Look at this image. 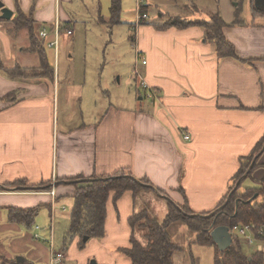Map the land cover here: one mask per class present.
<instances>
[{
    "label": "crops",
    "instance_id": "obj_1",
    "mask_svg": "<svg viewBox=\"0 0 264 264\" xmlns=\"http://www.w3.org/2000/svg\"><path fill=\"white\" fill-rule=\"evenodd\" d=\"M69 2L72 0H0V17L1 6L13 12L11 20L0 18V65L5 69L41 67L40 54L30 50L29 30H16L15 20L20 13L32 15L39 38L43 29L52 32L48 39H40L45 51L55 50L56 60L54 67L48 60L54 68V80L35 76L38 71L23 79L14 78L0 68V219L7 214L0 231L24 226L9 222L10 208L39 209L37 205L41 203L52 212L63 198H74L76 183L125 173L147 179L153 188L137 194L125 192L117 201L112 193L106 205L104 237L90 239L83 246L76 237L58 251L65 253L64 264L67 261L89 264L90 258L104 253L108 256L101 263L131 264L122 252L130 247L134 234L129 221L144 211L149 214L150 196L156 204L168 203L165 219L170 202L180 207L187 201L188 208L198 215L214 213L227 195L241 159L250 156L264 139V21H258L264 16L254 15L253 0L250 23L243 17L244 0L232 15L237 20L228 21L216 12L228 23L223 33L244 61L219 59L214 44L205 42L202 27L164 30L157 27L169 17L208 21L202 16L199 0L195 3L199 11H190H195L192 17L167 12L159 14L160 19L153 23H150L152 8L161 11L169 5L143 0L149 6L148 19L140 25L137 19L130 27L136 61H146L139 69L142 80L135 81L150 104L131 109L110 107L98 122L74 127L70 119L61 126L57 115L60 80L56 65L64 33L58 38L57 48L49 44L55 38L57 24L64 29L63 25L73 22L71 14L63 8ZM121 16L122 12L119 24ZM69 25L66 29H71ZM19 39L22 40L17 48L15 41ZM29 56H33L32 63L27 62H31ZM142 81L146 89L141 86ZM9 95L15 101L9 100ZM257 160L253 174L247 177L246 173L241 181L251 178L253 184L264 179V147L252 164ZM78 177L83 179L76 180ZM53 190L55 200L48 194ZM149 216L159 222L165 220ZM249 234L254 237L251 244L242 236L236 238L247 247L257 243L255 253L264 254V241L255 236L254 230ZM146 235V229H135V237L144 246L148 243ZM33 239L36 240L35 236ZM36 249L42 251L43 247L37 245ZM0 250L4 252L0 253L1 262L17 258L14 254L17 249L8 254L0 244ZM188 260L191 264L190 257Z\"/></svg>",
    "mask_w": 264,
    "mask_h": 264
},
{
    "label": "rangeland",
    "instance_id": "obj_2",
    "mask_svg": "<svg viewBox=\"0 0 264 264\" xmlns=\"http://www.w3.org/2000/svg\"><path fill=\"white\" fill-rule=\"evenodd\" d=\"M148 1L153 4L157 2L162 6L169 5V8H162L161 11L154 6L150 12V23L157 22L161 13L171 12L173 16L183 18L192 17L195 13V11L190 12L194 10L189 7L192 4L191 0ZM242 1L199 0L198 3L203 9L202 16L204 18L210 20L211 14L220 12L228 21H234L237 18L232 15L238 4H242ZM244 1L246 8L243 17L246 22L250 23L252 21L251 0ZM253 1L255 2V0ZM138 2L139 0H122V23L115 26L110 24V0H72L67 4L64 3V10L72 16L73 22L70 28L73 35L69 36L66 27H64L62 29L64 34L58 48L56 70L60 86L57 91V115L61 126L69 119L74 122V125L71 123L74 127L82 123L98 122L110 107L131 109L141 104H150V100L137 86V78L134 75L135 65L137 64L136 67L140 69L141 62L136 61L135 58L136 51L132 39L134 33L130 23L134 24L137 21ZM261 5L264 9V3ZM257 6L255 2L254 7ZM258 21H264V19L258 18ZM20 40L22 39L15 41L17 48L21 43ZM46 51L48 60L54 67L55 50L46 48ZM29 59L31 62H27L32 63L33 56H29ZM251 182V178L245 179L242 182L241 190L258 185L257 182H253V184ZM231 186L232 183L229 189ZM150 199L149 214L153 217L158 216L163 221L165 219L164 212L168 213V203L159 202L156 204L151 196ZM60 203L61 205L53 206L52 212L50 207L41 206L39 203L40 205H37L40 209L39 215L32 229L19 226L20 228L14 231H0V244L5 247L6 252L12 254L13 250L17 249V252L14 253L15 258H21L27 264H49L47 256L50 251L51 226L55 231L53 248L58 250L64 244H71L74 240L68 235L74 198H63ZM184 205L180 207L182 208ZM63 206L66 207L65 211L62 210ZM6 217L7 214L4 213L0 224L6 223ZM168 232L173 243L181 248V251L175 253L174 264H190V260L187 261L190 255L197 259L198 264H214V248L199 246L196 243L197 234L192 233L183 223L172 224L168 228ZM34 236H38L40 239L34 240ZM140 240L142 241V239ZM241 243H243V251L248 255L257 251V243L248 246L249 248L244 242L241 241ZM37 245L42 246L43 250H37ZM0 253L4 255V252ZM104 256H108V254L93 256L90 258L89 264H92L93 261L96 264H107L100 262ZM31 261L33 262L31 263ZM65 264H81V262L67 261Z\"/></svg>",
    "mask_w": 264,
    "mask_h": 264
},
{
    "label": "trees",
    "instance_id": "obj_3",
    "mask_svg": "<svg viewBox=\"0 0 264 264\" xmlns=\"http://www.w3.org/2000/svg\"><path fill=\"white\" fill-rule=\"evenodd\" d=\"M197 1L192 0L190 8L198 12L199 7L195 4ZM148 9V5L141 4L140 13L147 14ZM121 12L122 0H111L110 24L112 26L119 24ZM254 14L264 16V13L255 7ZM145 21L141 20L140 23L143 24ZM15 23L17 31L23 28L29 30L32 44L30 50L40 54L41 67L29 69L18 66L14 69H5L0 65L1 70H4L7 76L14 78L23 79L29 74H37L39 72V75L35 76L54 80V68L48 62L44 43L37 36L36 21L32 15L27 16L20 13ZM236 23L237 21L233 24ZM68 25L63 26L66 27ZM196 25L204 29V40L214 44L215 52L219 59L234 58L244 61L237 54L234 44L225 37L223 29L228 26V23L224 21L219 13L212 14L208 21H186L179 17H169L157 27L160 30H164L170 27L188 28ZM7 98L15 101L12 95L7 96ZM263 147L264 139L250 156L241 159L240 169L232 180V186L214 213L195 214L188 208L187 201H185V205L182 208L170 202L169 214L163 222L151 218L147 211L134 215L129 221L134 230L130 247L122 249L123 254L130 259L131 264H174V255L176 252L181 251V248L171 240L168 228L178 222L183 223L192 233L197 234L196 243L215 248V264H264L263 253L257 252L248 257L244 253L239 239L235 236H233V245L224 252L219 250L211 237L213 227L227 226L233 229L235 226L249 225L254 227L255 236L264 241V179L256 187L243 188V190H241L243 181L239 182L246 173H248L247 177H250L258 167V160L254 164L252 163L254 157ZM81 179L83 177H78L76 180ZM149 188H153V185L147 179H136L125 173L115 177L95 178L94 180L76 183L74 207L71 211L68 229L69 237L72 239L78 237L82 246L85 245L84 237H88L89 240L104 237L106 205L110 195L113 193L114 200L117 201L125 192L130 191L137 194L141 190ZM39 210L38 208H10L9 222L17 225L23 224L27 229H32ZM136 228L147 230L146 239L148 243L146 246L135 237ZM190 258L191 264L198 263L194 256L190 255ZM1 264L26 263H18L16 259H7L5 261L3 259Z\"/></svg>",
    "mask_w": 264,
    "mask_h": 264
},
{
    "label": "built area",
    "instance_id": "obj_4",
    "mask_svg": "<svg viewBox=\"0 0 264 264\" xmlns=\"http://www.w3.org/2000/svg\"><path fill=\"white\" fill-rule=\"evenodd\" d=\"M141 4H143V0H139V2H138V17H137L138 25H140L141 20H147L148 19V14H141L140 13ZM66 30H67V33L69 36L73 34V31L71 29H66ZM61 33H62L61 25L57 24L55 27V30H54V37L55 38L52 42L49 43L50 47L57 48L58 38L61 35ZM50 35H52V32L48 31L47 29H43L40 32V38L43 40L48 39V37ZM139 58H142V57L139 56ZM142 63L145 65L146 61H143V62L141 61V65H142ZM134 75L136 78H140L142 80L141 72H140L138 67L135 68ZM141 86L144 87L145 89L147 88V85L144 84L143 81L141 82ZM185 139L189 140L190 136L186 135ZM48 194L50 196H52L53 199L55 200V197H56L55 190L49 192ZM63 209L65 210V208H63ZM251 230L252 231L254 230L253 226H249V225L248 226H235L233 229H230V232H231L232 236H235V237H241L242 236V238H244L248 244H251L253 241V238H254L252 236V234H251V236H249L250 235L249 233ZM50 233H51V239H49V243H50L49 244L50 245L49 264H64V261L66 259L65 253L63 251H58L57 249L53 248V246H52L53 240H54V234H55L53 226L50 227ZM35 239L38 240L39 237L35 236Z\"/></svg>",
    "mask_w": 264,
    "mask_h": 264
},
{
    "label": "water",
    "instance_id": "obj_5",
    "mask_svg": "<svg viewBox=\"0 0 264 264\" xmlns=\"http://www.w3.org/2000/svg\"><path fill=\"white\" fill-rule=\"evenodd\" d=\"M255 2L258 5L256 9L259 10L260 8L258 7H261L262 9H260V11L264 13V9L261 5L264 3V0H255ZM1 8H2L1 10L2 16L0 18L3 20H11L13 16V12L10 11L9 9L3 8L2 6ZM211 237L221 252H224L228 248H230L234 242L233 236L230 232V227H227V226H220L216 228L213 227L211 231ZM88 240H89L88 237L84 238L85 243L88 242ZM17 261L20 263L24 260L21 258H17ZM92 264H96L95 261H93Z\"/></svg>",
    "mask_w": 264,
    "mask_h": 264
}]
</instances>
